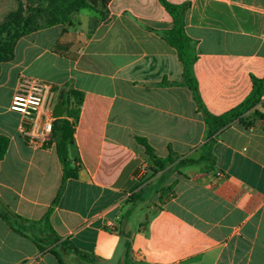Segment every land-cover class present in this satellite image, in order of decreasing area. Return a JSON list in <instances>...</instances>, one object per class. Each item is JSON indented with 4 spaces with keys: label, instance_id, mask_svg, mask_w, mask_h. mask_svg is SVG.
<instances>
[{
    "label": "crops",
    "instance_id": "1",
    "mask_svg": "<svg viewBox=\"0 0 264 264\" xmlns=\"http://www.w3.org/2000/svg\"><path fill=\"white\" fill-rule=\"evenodd\" d=\"M167 1L188 3L185 31L196 43L193 73L205 108L219 115L241 103L252 77L264 76V0ZM16 7L0 0V22ZM107 10L102 19L82 10L20 37L1 64L0 207L10 219L0 216V264H59L13 228L11 214L46 213L61 239L92 255L88 263L58 248L64 264H264V118L250 114V125L237 120L217 132L212 170L154 172L144 141L156 156L196 159L206 125L180 83L176 49L159 35L172 26L161 2L110 0ZM26 78L46 85L29 119L9 109ZM58 100L64 113L54 118ZM55 119L77 168L64 181ZM139 210L146 212L134 223Z\"/></svg>",
    "mask_w": 264,
    "mask_h": 264
},
{
    "label": "trees",
    "instance_id": "2",
    "mask_svg": "<svg viewBox=\"0 0 264 264\" xmlns=\"http://www.w3.org/2000/svg\"><path fill=\"white\" fill-rule=\"evenodd\" d=\"M16 9L8 12L0 22V67L1 64L9 61L14 56V47L17 40L36 30L50 27L57 24H66L72 21V15L88 10L96 18H105L108 14L107 4L110 0H16ZM172 17V26L169 29L159 32V35L173 48L176 49L178 57L182 62L181 84L186 85L192 92L206 125V141L202 144V153L196 159L178 158L177 154L169 152L166 157H159L153 153V148L144 141L146 151L153 164V171L157 172L164 167L171 165L172 169H179L188 164H203V169H213V154L211 143L213 136L233 121H240L250 125L249 115L253 114L264 118V113L256 108L260 98L264 95V76L261 78L252 77V88L247 97L235 107L226 112L214 115L204 106L198 92L197 82L193 73V63L197 58L196 43L185 31V14L188 3L174 4L167 0H159ZM68 115L77 118L78 110H69ZM55 119L52 125V137L56 139V150L62 164V180L67 177H75L77 168L71 164L67 154V142L63 138V130ZM141 140V139H139ZM5 138L0 137V159L5 150ZM13 216V227L19 233H28L31 239L37 244L39 250H48L57 258L59 264H64L57 249L61 248L69 253L76 254L81 260L88 263L92 255L80 252L66 239L53 230L48 220V213L43 217L31 220L16 214ZM0 216L8 221L10 219L8 210L1 206ZM29 224V226H24Z\"/></svg>",
    "mask_w": 264,
    "mask_h": 264
},
{
    "label": "built area",
    "instance_id": "3",
    "mask_svg": "<svg viewBox=\"0 0 264 264\" xmlns=\"http://www.w3.org/2000/svg\"><path fill=\"white\" fill-rule=\"evenodd\" d=\"M46 85L32 78L23 79L18 83L16 91L13 93L9 109L19 113L23 118L33 117L41 108ZM260 104L264 106V95L260 98ZM46 133L51 130L50 120L43 125Z\"/></svg>",
    "mask_w": 264,
    "mask_h": 264
},
{
    "label": "water",
    "instance_id": "4",
    "mask_svg": "<svg viewBox=\"0 0 264 264\" xmlns=\"http://www.w3.org/2000/svg\"><path fill=\"white\" fill-rule=\"evenodd\" d=\"M64 113V107L62 100H58L53 107L52 117L57 118L60 117Z\"/></svg>",
    "mask_w": 264,
    "mask_h": 264
},
{
    "label": "rangeland",
    "instance_id": "5",
    "mask_svg": "<svg viewBox=\"0 0 264 264\" xmlns=\"http://www.w3.org/2000/svg\"><path fill=\"white\" fill-rule=\"evenodd\" d=\"M146 210V209H145ZM141 211V210H139V213H137L133 218H132V221L134 222V223H138L139 221L141 222L142 221V218L141 217H144V214H145V212L146 211ZM139 217H140V219H139Z\"/></svg>",
    "mask_w": 264,
    "mask_h": 264
}]
</instances>
